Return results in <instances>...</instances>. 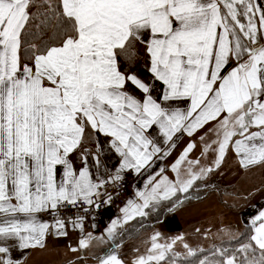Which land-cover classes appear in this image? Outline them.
<instances>
[{
    "label": "snow or ice",
    "instance_id": "snow-or-ice-1",
    "mask_svg": "<svg viewBox=\"0 0 264 264\" xmlns=\"http://www.w3.org/2000/svg\"><path fill=\"white\" fill-rule=\"evenodd\" d=\"M138 44L145 45L148 71L162 85L159 96L153 84L121 70L136 60ZM129 82L142 97L128 90ZM173 101L189 106L173 108ZM210 123L216 139L203 151L216 152L215 168L230 145L242 166L264 164V0H0V264H20L13 248H43L50 230L67 235L58 216L62 207L80 203L98 210L100 189L109 180L122 179L125 169L151 167L161 154L150 138L153 126L175 147L176 133L192 136ZM86 130L87 138H110L121 157L115 176L94 179L87 150L81 153L84 166L73 167L70 154ZM194 147L189 143L172 165L175 180L162 176L163 168L160 179L149 178L137 193L140 202L130 200L122 209L123 223L147 216L150 207H167L163 201L174 207L179 193L213 171L197 170L199 160L187 159ZM45 212L53 224L38 218ZM256 220L261 222L246 240L233 237L238 247L215 248L212 259H201L185 243L184 260L264 264V212ZM120 224L112 221L108 239L116 238ZM178 240L160 243L154 234L133 264H180ZM94 242L105 237L87 233L79 248ZM97 259L124 264L115 252Z\"/></svg>",
    "mask_w": 264,
    "mask_h": 264
},
{
    "label": "rangeland",
    "instance_id": "rangeland-1",
    "mask_svg": "<svg viewBox=\"0 0 264 264\" xmlns=\"http://www.w3.org/2000/svg\"><path fill=\"white\" fill-rule=\"evenodd\" d=\"M213 126L212 123L209 129ZM214 139H216L215 132L208 130L204 134V140L200 139L197 144H211ZM215 147L216 145H213V148ZM203 150L192 149L187 157L188 160H199L197 155L202 153L200 164L195 168L198 170L199 167H213L211 173L197 181L198 187H194L188 192L193 191L195 195H202L201 199L196 200L199 202L181 201L176 209L165 217L166 224L153 225L147 231L142 232L139 237L133 238L129 236L131 235L129 228L134 219L127 223L122 222L124 217L122 209L128 205L126 199L127 201L125 200L121 207L108 208L107 211L112 215L103 219L100 229L90 232L94 237L104 236L105 242H94L89 248L94 252L101 253L98 257L115 252L124 264H133L137 256L144 254L150 247L151 237L156 233L160 234V243H167L176 237H182V240H178L174 246V251L180 254L187 252L183 247L185 243L193 249L202 247L211 241L218 243L232 239L240 235L244 226L252 228L253 234L255 227H258L261 222L256 220V217L260 212H264V164L255 167H241L240 157L237 159L234 150L229 149L226 151L220 167L215 168L216 152L210 149L204 153ZM172 163L164 166L162 176L173 177ZM180 168L182 173L185 172L188 169L187 161L183 162ZM137 177L132 185L136 183ZM188 193H179L178 195L181 199ZM113 220L121 221V224L117 228L116 238L108 239L107 229ZM46 221L50 224L48 220ZM83 235H86L84 227ZM124 235H128L124 239L126 241L119 242L120 236ZM60 237L56 238L51 231L46 240L52 244H61L66 238ZM74 248L78 251L75 256H78L79 242L74 245ZM98 257H83L77 264H98Z\"/></svg>",
    "mask_w": 264,
    "mask_h": 264
},
{
    "label": "crops",
    "instance_id": "crops-1",
    "mask_svg": "<svg viewBox=\"0 0 264 264\" xmlns=\"http://www.w3.org/2000/svg\"><path fill=\"white\" fill-rule=\"evenodd\" d=\"M136 51H137V55L140 57V60L132 70L128 71V73L137 74L139 78L144 79L150 84H153L157 89V91L154 92V95L159 96L161 94L162 85L160 82L155 81L151 76V73L148 71V67L150 65L147 54L145 52V45L138 44ZM126 87L130 92L135 94L137 97H142L143 94L138 89H136L135 86H133L130 82L126 85ZM168 103L173 108L179 107L181 109H187L189 106V102L187 101H173ZM211 125L212 123L206 125L202 129L197 130V132H195L192 136H188L186 132L176 133L175 136L173 137V140L175 141V147H170L171 142H165V138L162 136V134H160L159 129L156 128V126H153V128L149 130V132L151 133L150 138L153 139L157 143V146L161 148V154H157L156 156L153 157V163L151 167L142 169L140 173H137L138 174L137 181L134 185L128 188V195L126 199L128 201L131 200L139 203L140 201L137 196V193L145 190V185L148 183L149 178L155 177L156 179H160L161 176L157 175V173H160V169L164 168V166L168 165L171 162H173L172 165L175 164L189 143L195 144V147L193 149H197V150L204 149L206 144L203 143L198 145L197 143L201 139V136L204 137V134L208 132L209 126ZM88 131L90 130H86V138L82 142L80 148L77 149L72 154H70L69 159L73 167L76 170H79L84 166L81 158V153L87 150L88 167L94 179L96 178L97 175H101L105 179H107L110 176H114L115 174H117V170L120 168L121 157L119 156L118 153L115 152L114 149L111 148L109 143L110 141L109 137H105L102 134H98V133H92L91 138H87ZM229 149L234 150V147L230 145L227 150ZM163 152H167L168 154L162 155ZM235 154L238 159L240 156H238L236 152ZM197 156L198 159L200 160L202 158V153H200ZM240 166L243 167L241 163ZM255 166L257 165H254V167ZM125 170L121 171L120 173H123ZM172 174L173 177H170L169 179L175 180L176 178L175 172L172 171ZM59 176H62V168H58V177ZM195 202H199V201H195ZM171 212L169 213V215L171 214ZM46 214L47 212L40 213L38 214V218L42 222H47L46 220L48 219L46 217ZM111 215L112 213L106 210L104 213V219H106ZM165 220L162 221L159 225L162 226L166 224ZM100 228H97L95 231H97ZM65 230L67 232V237L65 236L60 237L53 234L56 238L57 237L66 238L64 242H61V244L59 243L52 244L49 241L45 240V247L43 248L40 247L29 248V249H19L18 247L13 248L12 250L13 258L19 260L20 264H27V263L77 264L80 261V259H82L83 257H89V258L98 257L97 255L99 254V252L98 253L97 251L94 252L93 250H91V248L80 249L78 256H75L78 251H72V249L74 248V245L78 244L79 240L84 236L83 231H81V229L78 227H70V228H66ZM84 232L86 233V235L87 233H90L85 228H84ZM49 234H51V231ZM87 250L90 252H86Z\"/></svg>",
    "mask_w": 264,
    "mask_h": 264
},
{
    "label": "built area",
    "instance_id": "built-area-1",
    "mask_svg": "<svg viewBox=\"0 0 264 264\" xmlns=\"http://www.w3.org/2000/svg\"><path fill=\"white\" fill-rule=\"evenodd\" d=\"M120 176L123 178L117 179L115 182L109 180L100 189L101 195L97 200L99 204L98 210L86 204L82 206L80 203H77L75 206L66 205L62 207L58 216L65 221L66 228L74 227L73 221L82 224L89 232H94L97 228H100L105 211L110 207L119 208L125 203L128 188L135 182L137 174L131 169H126L123 173H120ZM109 196L111 199H109ZM93 199L95 200L96 198L94 197ZM85 208H88V211H85ZM46 217L50 224L54 223V218L51 213H47Z\"/></svg>",
    "mask_w": 264,
    "mask_h": 264
},
{
    "label": "trees",
    "instance_id": "trees-1",
    "mask_svg": "<svg viewBox=\"0 0 264 264\" xmlns=\"http://www.w3.org/2000/svg\"><path fill=\"white\" fill-rule=\"evenodd\" d=\"M139 60H140V57L137 55V51H136V60L132 63H126V62L122 63L121 70L127 71V72L132 70L138 64ZM201 197L202 195H195V192L191 191L190 193L186 194V196L182 197L180 199V202L177 203L174 207H172L169 201H163L162 205H167V207L161 208L160 206H158L157 208L150 207V209H146L145 211L148 212L147 216H144V217L136 216L135 219L132 221L130 228H129L131 235L129 236L133 238L139 237L142 232L147 231L151 226L160 224L162 221L165 220V217L171 211L176 209V207L181 203V201L188 200V201L195 202L196 200L201 199ZM174 198L175 197H173V199ZM169 208L171 210H169ZM250 235H252V228L244 226L243 231L240 233L239 236H237V238L239 240H246ZM127 236L128 235H124L122 237L120 236L119 242L121 241V243H124V241H126L124 239L127 238ZM219 247H227V248L238 247V243L236 239L232 238V239L224 240L218 243L211 241L202 247L193 248V249L197 250V255L201 259H203L204 256H208L209 259H212V251L215 248H219ZM201 249L203 250V252L199 251ZM100 254L101 253H99L97 256H99ZM179 259H180V264H188V261H193L194 264H198L196 257H188L187 260H184V254H181V257Z\"/></svg>",
    "mask_w": 264,
    "mask_h": 264
}]
</instances>
